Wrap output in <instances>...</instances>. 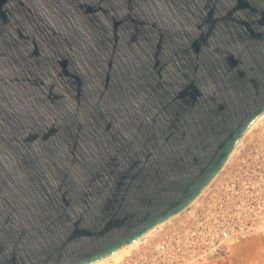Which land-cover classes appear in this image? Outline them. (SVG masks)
<instances>
[{"label": "water", "instance_id": "1", "mask_svg": "<svg viewBox=\"0 0 264 264\" xmlns=\"http://www.w3.org/2000/svg\"><path fill=\"white\" fill-rule=\"evenodd\" d=\"M262 114L264 0H0V264L131 243Z\"/></svg>", "mask_w": 264, "mask_h": 264}, {"label": "built area", "instance_id": "2", "mask_svg": "<svg viewBox=\"0 0 264 264\" xmlns=\"http://www.w3.org/2000/svg\"><path fill=\"white\" fill-rule=\"evenodd\" d=\"M254 232L264 240V134L241 144L191 208L108 264H200Z\"/></svg>", "mask_w": 264, "mask_h": 264}, {"label": "rangeland", "instance_id": "3", "mask_svg": "<svg viewBox=\"0 0 264 264\" xmlns=\"http://www.w3.org/2000/svg\"><path fill=\"white\" fill-rule=\"evenodd\" d=\"M258 134H264V120L246 136L243 142L248 137ZM219 260V262L217 260H206L202 264H264V240L257 232L250 233L230 245L226 256Z\"/></svg>", "mask_w": 264, "mask_h": 264}, {"label": "bare ground", "instance_id": "4", "mask_svg": "<svg viewBox=\"0 0 264 264\" xmlns=\"http://www.w3.org/2000/svg\"><path fill=\"white\" fill-rule=\"evenodd\" d=\"M264 120V114H262L261 116H259L256 121L246 129V131L244 132V134L242 135L241 139L239 140L238 144L236 145L235 149L233 150V152L231 153L230 157L228 158V160L226 161V163L224 164V166L228 163V161L232 158V156L234 155V153L237 151V149L239 148V146L242 144L243 140L246 138V136L258 125L259 123ZM223 166V167H224ZM223 167L220 169V171L216 174V176L213 178V180L211 182H213L219 175V173L222 171ZM210 186V184L200 193V195L194 199L185 209H183L182 211H180L179 213H177L176 215H174L173 217L169 218L168 220L160 223L159 225H157L156 227L152 228L151 230H149L148 232H146L145 234H143L142 236H140L139 238L135 239L134 241H132L131 243L119 248L118 250L98 259L95 260L93 262H91L90 264H108V262L110 261H119L122 258H124L125 256L129 255L135 248H137V246H139L140 244H142L143 242L147 241L149 238L155 236L156 232H158L161 228H163L165 225L172 223L176 218H178L180 215H182V213H184L187 209L191 208L199 199L200 196H202L208 189V187ZM206 260H217L218 262L220 261L219 259H215V258H210V259H206ZM205 260V261H206ZM216 261V262H217ZM202 264V263H200Z\"/></svg>", "mask_w": 264, "mask_h": 264}]
</instances>
